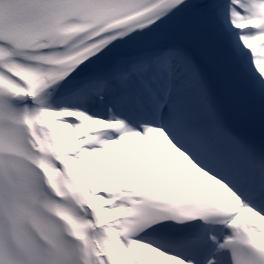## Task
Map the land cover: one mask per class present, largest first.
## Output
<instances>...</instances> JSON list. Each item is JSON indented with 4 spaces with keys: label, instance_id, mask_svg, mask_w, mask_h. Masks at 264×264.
I'll return each instance as SVG.
<instances>
[{
    "label": "snow or ice",
    "instance_id": "1",
    "mask_svg": "<svg viewBox=\"0 0 264 264\" xmlns=\"http://www.w3.org/2000/svg\"><path fill=\"white\" fill-rule=\"evenodd\" d=\"M0 264H264V0H0Z\"/></svg>",
    "mask_w": 264,
    "mask_h": 264
}]
</instances>
